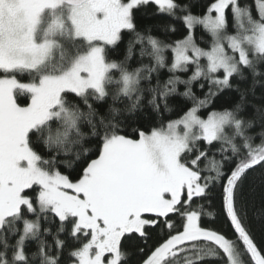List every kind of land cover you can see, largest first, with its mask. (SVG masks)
Masks as SVG:
<instances>
[{"label": "snow or ice", "instance_id": "1", "mask_svg": "<svg viewBox=\"0 0 264 264\" xmlns=\"http://www.w3.org/2000/svg\"><path fill=\"white\" fill-rule=\"evenodd\" d=\"M0 264H264V0H0Z\"/></svg>", "mask_w": 264, "mask_h": 264}]
</instances>
